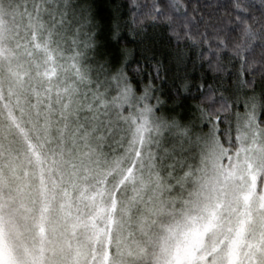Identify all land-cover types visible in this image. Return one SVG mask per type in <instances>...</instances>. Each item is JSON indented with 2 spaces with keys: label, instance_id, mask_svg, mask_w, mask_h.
<instances>
[{
  "label": "snow or ice",
  "instance_id": "6c2138e0",
  "mask_svg": "<svg viewBox=\"0 0 264 264\" xmlns=\"http://www.w3.org/2000/svg\"><path fill=\"white\" fill-rule=\"evenodd\" d=\"M0 264H264V0H0Z\"/></svg>",
  "mask_w": 264,
  "mask_h": 264
}]
</instances>
